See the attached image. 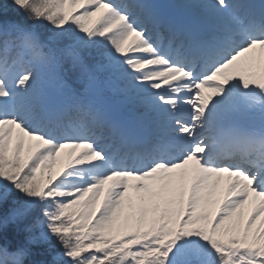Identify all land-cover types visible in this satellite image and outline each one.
<instances>
[{
	"label": "snow or ice",
	"instance_id": "6c2138e0",
	"mask_svg": "<svg viewBox=\"0 0 264 264\" xmlns=\"http://www.w3.org/2000/svg\"><path fill=\"white\" fill-rule=\"evenodd\" d=\"M0 264H264V0H0Z\"/></svg>",
	"mask_w": 264,
	"mask_h": 264
},
{
	"label": "water",
	"instance_id": "95a60500",
	"mask_svg": "<svg viewBox=\"0 0 264 264\" xmlns=\"http://www.w3.org/2000/svg\"><path fill=\"white\" fill-rule=\"evenodd\" d=\"M158 2L164 5H170V2L168 0H158Z\"/></svg>",
	"mask_w": 264,
	"mask_h": 264
},
{
	"label": "rangeland",
	"instance_id": "374dc122",
	"mask_svg": "<svg viewBox=\"0 0 264 264\" xmlns=\"http://www.w3.org/2000/svg\"><path fill=\"white\" fill-rule=\"evenodd\" d=\"M224 186H225V184H224V183H222V184H221V188H220V191H221V192L223 191V189H224ZM245 211L247 212V211H249V209H247V208H246V209H245Z\"/></svg>",
	"mask_w": 264,
	"mask_h": 264
},
{
	"label": "trees",
	"instance_id": "16d2710c",
	"mask_svg": "<svg viewBox=\"0 0 264 264\" xmlns=\"http://www.w3.org/2000/svg\"><path fill=\"white\" fill-rule=\"evenodd\" d=\"M180 2H181V0H178V3H180ZM56 250H57V251L59 250V245H57ZM49 259H51V257H49Z\"/></svg>",
	"mask_w": 264,
	"mask_h": 264
}]
</instances>
